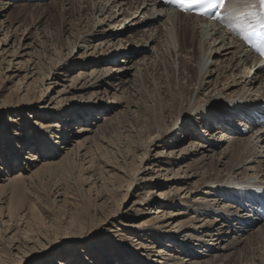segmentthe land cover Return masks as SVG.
<instances>
[{
  "label": "bare ground",
  "instance_id": "1",
  "mask_svg": "<svg viewBox=\"0 0 264 264\" xmlns=\"http://www.w3.org/2000/svg\"><path fill=\"white\" fill-rule=\"evenodd\" d=\"M7 1L3 3L0 0V16L16 0ZM31 1L36 2L33 5L35 9L42 8L39 3L43 0ZM78 1L88 3L89 14L82 19V25L78 27L80 30L72 29L69 25L66 31H70L72 45L68 55L47 70L48 76L63 74L66 83L54 96L52 103L44 104L48 109L40 107L45 111L41 114H48L57 120L49 127L59 130L57 114L69 108L73 113L83 116L82 125L73 134L77 137L65 136L61 144L68 145L67 154L78 150V153L84 151L82 156H86L89 155L87 151L91 150H88V142L94 138L104 142V130L120 127V111H116L119 105L125 103V109L130 115L138 113L141 107L140 116L143 120L155 116V120L151 118L153 122L148 135V138L151 137L149 143L142 149L139 164L134 168V172L143 177H134L132 181L148 186L152 189L149 191L151 193L154 192L153 188H167L159 193L155 191L160 206L155 209V226L148 227V231L152 232L151 238L157 244H163H160L162 251H153L155 244L149 246L143 243H139L137 250L144 249L142 251L146 252L143 256L153 264H229L235 255L244 258L239 247L251 246L252 240L264 233L261 215L264 212V196L260 195L264 192V127L251 126L253 124L249 122L252 117L264 116V65L242 44L235 23L229 26L228 20H225L221 28H217L222 24L221 21L208 23L187 13L168 9L159 0ZM223 11L225 16H240L251 9L246 7L244 0H227ZM158 16L163 19L158 27L151 29L152 32H145V36L143 32L137 31L140 27H146L147 23L160 19ZM139 35L142 39L138 38ZM40 38L46 37L42 35ZM97 38H101L97 44H89ZM25 39L30 37L25 36ZM21 46L19 44V48ZM37 46L40 48L41 59L47 60V57L44 58L46 53H43L46 48L44 42L39 40ZM87 46L91 52L84 50L82 56L74 58L76 48L83 50ZM193 47L199 56L194 78L190 80L188 75L193 62ZM23 48H31L30 43L24 44ZM146 48L152 50L151 64L157 61L160 63L158 57L170 53L168 65L162 66L160 63L158 66L164 73L167 68L171 69L174 78L178 70L181 83L176 84L174 80L173 92L169 89L170 85H165V95H170L163 102L158 99L156 105L154 102L148 105L144 101L145 104L137 102L129 105L123 99L113 98L118 91L121 94L128 92V89L129 92H139L145 60L135 61L131 57ZM26 55L30 54L22 56ZM117 56H123L124 60H118L117 65H114ZM30 57L24 61L28 66L24 75L27 80L40 76L44 69L39 59L35 62ZM7 63L9 68L10 62ZM88 65L92 67L83 71ZM79 66L81 69L78 73L71 75V70ZM140 66L144 67L142 71ZM130 70L134 72L130 73ZM49 84L54 87L55 82ZM50 89L47 87L43 92ZM111 91L114 93L109 97ZM206 91L207 94H203ZM87 93L92 102L86 109L78 107L76 111V108L67 107L63 103L59 109L52 106L55 101L59 103L70 98L86 100ZM55 109L57 111L51 112ZM204 109L216 117L209 127H205L199 117L195 124L184 119V113L192 114ZM99 112L104 113L101 119L98 118ZM89 118H93V122ZM95 120L98 123H94ZM59 140L60 137H57ZM62 146L57 153H49L48 157L57 155L61 148L65 149ZM65 156L62 159H66ZM36 162L40 161L30 159L22 166L18 165L21 169L12 178L10 176L9 180H21L23 172H27V168ZM144 162L142 170L140 166ZM173 206H179L182 211L169 212L166 209ZM145 230L142 228L134 231L143 237L141 232ZM229 233H233L232 241L221 246Z\"/></svg>",
  "mask_w": 264,
  "mask_h": 264
},
{
  "label": "rangeland",
  "instance_id": "2",
  "mask_svg": "<svg viewBox=\"0 0 264 264\" xmlns=\"http://www.w3.org/2000/svg\"><path fill=\"white\" fill-rule=\"evenodd\" d=\"M2 1L3 3L8 2L7 0ZM35 4L36 2L31 0H16L13 6L7 9L3 16H0L1 28L5 27L2 28L3 30L0 28V124H3L5 129L12 124H27L29 120L36 117L49 120V125L57 121L55 117L41 114L45 111L40 107L48 109L44 104L52 103L54 96L66 83L62 77L63 74L48 76L47 70H50L54 64L68 55V50L72 45V38L69 37L70 31H66L69 25L72 29L80 30L82 19L89 14L88 3L83 4L78 0H43L39 3L42 4L41 9H35L33 6ZM158 17L160 19L151 21V24L147 23L145 28L140 27L137 31L143 32V35L146 36L152 32L151 29L153 30L161 24L163 18ZM225 23L226 21L218 25L217 28H221ZM39 24L41 26L37 30ZM42 35L46 38H40ZM140 35L138 38H141ZM25 36L30 39H25ZM145 39L146 37L143 36V40ZM39 40L44 42V47L46 46L43 53H46L44 58L47 57V60H42L40 57V48L37 46ZM99 40L101 38H97L89 44H97ZM4 42L9 45L6 46ZM28 43L31 48H23L24 44ZM19 44L22 45L21 48H19ZM149 49L146 48L145 51L131 57V60L135 61L145 60V71H143L139 92L135 93L133 90L129 92L130 89H128L126 93L121 94L118 91L113 96L114 91H111L109 97L123 99L129 105L137 102L143 104L146 102L148 105H152L154 102L156 105L158 99L163 102L170 95V93L165 95L167 92L165 85H170L169 89L173 92L174 80L176 84L181 83L178 70L174 78L171 69L167 68L164 73L158 66L160 63L162 66L168 65L171 60L170 53L169 55L161 54L162 56L158 57L160 63L157 61L151 64L152 50ZM84 50L91 52V48L88 46L83 50L76 48L74 58L82 56ZM191 50L193 62L188 76L190 80H193L199 55L195 47ZM15 51L16 53H14ZM25 53L30 54L29 57L32 55L30 57L32 61L36 62V59H39L42 62L44 69L41 70L40 76H34L29 80L24 78L25 71L28 70V66L24 62L28 60V56H22ZM123 58V56H117L114 65H117L118 60H124ZM43 61L47 63L44 64ZM7 62H10L9 68ZM101 66L105 67L106 64ZM91 67L92 65H88L83 71H88ZM140 67L142 71L144 67ZM80 69L81 66L74 68L71 70V75L77 74ZM131 72L134 71L130 70ZM47 78L48 80H46ZM51 81L55 82L54 87L49 84ZM47 87L51 89L47 90L48 92H43ZM203 94L206 95L207 91ZM85 97L86 100L70 98L59 103L55 101L52 106L59 109L63 103L67 107L76 108L74 109L76 111L78 107L86 109L90 107L92 100L88 93L85 94ZM125 105L123 103L116 109V111H120V127L104 130L106 134L104 142L95 138L92 139V142H88V150L91 149V152L86 151L89 155L82 156L84 151L78 153V150L67 154L68 145L61 144L65 149L61 148L59 153L53 157H48L46 154L40 162L27 168V172L21 171L24 175L21 180L14 181L9 180L10 176L12 178L15 172L21 169L17 166H22V164L8 167L0 165V264H45V261L50 262L53 259L56 264H64V261L58 257L75 247L67 243L69 238L84 236L86 233L100 229L115 238L121 258L126 264H153L143 256L146 251H142L144 249L137 250V246L139 243L149 244V246L155 244L153 251L157 252L158 249L162 251L163 243L157 244L154 238H151L153 237L152 232L148 231V227L155 226V209L160 206L156 195L167 188H153L154 192L151 193L149 191L152 189L148 186L132 180L134 177L136 179L143 177V175L135 173L134 168L139 164L142 149L144 150L149 143L151 137L148 138V135L155 116H150L153 120L151 118L143 120L140 116L142 114L141 107L137 110L138 113L130 115L126 111ZM56 109L51 112L57 111ZM66 110L71 111L70 108ZM149 111L150 109L147 114ZM99 114L98 118L101 119L104 113L102 115L99 112ZM89 120L93 122V118H89ZM97 120L94 123H98ZM79 125H82L81 122ZM63 156L66 159H62ZM141 165L143 170L145 162ZM228 202L233 201L228 200ZM166 209L169 212L182 211L179 206ZM138 228H146L144 232H141L143 237L135 233L139 230ZM232 234L229 233L224 238L221 246H226L232 241ZM144 239L146 240L144 241ZM252 241L253 243L249 247L245 245L239 247L244 258L240 259L235 255L229 264H264V244H262L264 233ZM259 246L262 247L258 248ZM52 249L56 250L52 251ZM80 251L83 252L84 249L81 248ZM45 252L50 254L45 256ZM152 254L155 253L152 252ZM85 259L89 261V264H107L110 257L94 252L91 256H85Z\"/></svg>",
  "mask_w": 264,
  "mask_h": 264
},
{
  "label": "snow or ice",
  "instance_id": "3",
  "mask_svg": "<svg viewBox=\"0 0 264 264\" xmlns=\"http://www.w3.org/2000/svg\"><path fill=\"white\" fill-rule=\"evenodd\" d=\"M244 2L251 11H245L240 16H231V14L225 16L220 10L225 8L226 0H160L161 4L173 5L185 13L192 12L197 16L216 19L222 23L228 20L229 26L235 23V30L242 35V38L264 55V0H244ZM57 115L59 130L49 127L50 121L40 117L29 120L27 124H12L7 129L0 124V165L8 167L27 163L30 159L40 161L46 154L57 153L60 144L64 142L63 138L73 135L84 119L83 116L70 110ZM197 117L205 127H209L216 119L208 109L192 114L184 113V119L190 120L193 124ZM258 119L262 123H257ZM249 122L256 127H264V116L252 117ZM57 137H60L59 142ZM260 195L264 196V192ZM67 243L75 247L58 257L64 261V264H89L85 256H91L94 252L109 256L107 264H126L121 258L115 238L105 233L103 229L69 238ZM81 248L84 249L83 252L80 251ZM44 254L48 256L50 253ZM45 264H56V261L55 259L50 262L45 261Z\"/></svg>",
  "mask_w": 264,
  "mask_h": 264
}]
</instances>
